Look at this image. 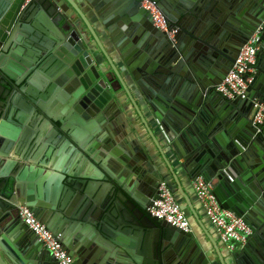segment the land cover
<instances>
[{
  "label": "water",
  "instance_id": "95a60500",
  "mask_svg": "<svg viewBox=\"0 0 264 264\" xmlns=\"http://www.w3.org/2000/svg\"><path fill=\"white\" fill-rule=\"evenodd\" d=\"M152 1L172 35L143 0H0V264L56 261L15 217L20 203L77 264H264V243L216 247L215 257L191 228L147 211L161 181L183 191L203 176L257 228L261 69L246 98L216 86L264 19V0ZM207 110L218 142L181 147Z\"/></svg>",
  "mask_w": 264,
  "mask_h": 264
},
{
  "label": "built area",
  "instance_id": "2783aa9c",
  "mask_svg": "<svg viewBox=\"0 0 264 264\" xmlns=\"http://www.w3.org/2000/svg\"><path fill=\"white\" fill-rule=\"evenodd\" d=\"M26 1L30 2L31 0ZM142 5L152 15L156 26L171 35L174 33V30L170 29L165 15L154 1L144 0ZM263 36L264 19L240 50L234 65L216 86V90L225 97L229 99L247 97V89L253 82L257 71L258 52ZM253 121L256 125H264V101L255 104ZM228 176L231 180L233 179L231 175ZM194 188L198 199L203 203L206 213L216 227L220 239L232 250L246 244L253 234L252 225L243 216L236 214L230 209L223 208L213 192V184L203 176H198L194 180ZM147 211L151 216L166 219L184 230L190 229V219L177 201L167 181H161L159 196L151 203ZM18 215L29 230L51 252L58 264H77L75 257L69 254L59 236L42 222L30 207L20 204Z\"/></svg>",
  "mask_w": 264,
  "mask_h": 264
},
{
  "label": "crops",
  "instance_id": "0c3cea01",
  "mask_svg": "<svg viewBox=\"0 0 264 264\" xmlns=\"http://www.w3.org/2000/svg\"><path fill=\"white\" fill-rule=\"evenodd\" d=\"M260 51L258 53L257 58V71L260 70V76L264 80V41L261 43ZM212 111L207 110L203 114H200L198 116V119L190 124L189 133L186 136H189V139L187 140L181 139L180 145L181 147H188L189 140H196L204 144H211L212 146L215 145V142H218V138H215V134H211L210 130L211 128L215 127V121L211 117ZM140 127L144 133V137L148 139V141H151V138L147 132V129L145 125L140 120ZM216 132H219L217 130ZM207 154H209L207 152ZM167 180L169 185H171L175 191V197L177 201L180 203L181 207L185 210L187 213L189 219H190V228L197 233V235L205 242V244L210 249V252L217 257V251L216 247L222 250V252L227 251L229 248L226 246L225 242H223L220 239V236L216 230V227L210 220L208 214L206 213L205 207L203 203L198 199L195 188H194V180L192 182H183V191H179V188L177 186V183L172 179V177H168ZM229 179V178H228ZM229 181H234L229 179ZM250 179L249 177H245L241 181V188L246 192L250 193L252 190L250 189ZM22 204V203H20ZM14 215L15 217H19L18 215V208L14 209ZM254 222L257 224V228L253 227V234L251 239L252 244L257 247L261 246L264 243V196L261 195L259 202L257 203V207L255 208L254 213ZM28 233L33 235L35 237V234L29 230L28 227H26ZM248 240V241H249ZM247 241V243H248ZM216 245V246H215ZM55 264H58L55 261Z\"/></svg>",
  "mask_w": 264,
  "mask_h": 264
},
{
  "label": "flooded vegetation",
  "instance_id": "af4514ba",
  "mask_svg": "<svg viewBox=\"0 0 264 264\" xmlns=\"http://www.w3.org/2000/svg\"><path fill=\"white\" fill-rule=\"evenodd\" d=\"M144 1V0H143ZM142 4H143V2H142ZM143 6V5H142ZM167 19V18H166Z\"/></svg>",
  "mask_w": 264,
  "mask_h": 264
}]
</instances>
